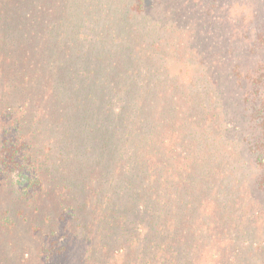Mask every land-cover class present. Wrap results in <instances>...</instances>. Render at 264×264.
Here are the masks:
<instances>
[{
    "label": "trees",
    "instance_id": "16d2710c",
    "mask_svg": "<svg viewBox=\"0 0 264 264\" xmlns=\"http://www.w3.org/2000/svg\"><path fill=\"white\" fill-rule=\"evenodd\" d=\"M143 5L0 0V179L88 264H264V21L164 84Z\"/></svg>",
    "mask_w": 264,
    "mask_h": 264
},
{
    "label": "rangeland",
    "instance_id": "374dc122",
    "mask_svg": "<svg viewBox=\"0 0 264 264\" xmlns=\"http://www.w3.org/2000/svg\"><path fill=\"white\" fill-rule=\"evenodd\" d=\"M142 12L147 24L144 29L148 28L150 35H156L165 46L161 55L165 84L175 75L179 78L177 73L185 68L175 65L174 60H192L186 57L192 51L184 53L182 45L230 43L246 39L243 31L252 36L258 26L254 14L264 21V0H144ZM157 110L161 119L167 120L165 114H160L162 109ZM24 205L14 192L13 181L0 179V264H88L83 258L84 244L78 238L66 242L60 239L64 227L66 232L75 231L72 223H61L59 230L54 225L60 234H52L55 216H40L32 206ZM58 244L60 250L55 247ZM46 248L52 249L49 257Z\"/></svg>",
    "mask_w": 264,
    "mask_h": 264
}]
</instances>
